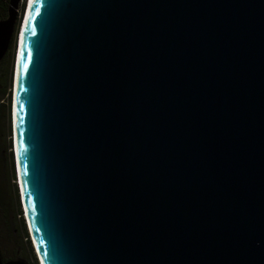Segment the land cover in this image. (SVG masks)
Returning <instances> with one entry per match:
<instances>
[{
    "label": "water",
    "instance_id": "95a60500",
    "mask_svg": "<svg viewBox=\"0 0 264 264\" xmlns=\"http://www.w3.org/2000/svg\"><path fill=\"white\" fill-rule=\"evenodd\" d=\"M25 7L0 20V61L14 41L16 182L40 263L264 264V0Z\"/></svg>",
    "mask_w": 264,
    "mask_h": 264
},
{
    "label": "trees",
    "instance_id": "16d2710c",
    "mask_svg": "<svg viewBox=\"0 0 264 264\" xmlns=\"http://www.w3.org/2000/svg\"><path fill=\"white\" fill-rule=\"evenodd\" d=\"M9 1L10 0H0V20H5L7 18ZM6 57L8 59L9 66L6 78L7 81L4 84V96H6V98L4 100L5 104L1 103V107L5 111L6 126L4 125V131L1 130L0 126V160L2 154L7 157V162L9 163L8 185L10 184L9 180L13 182V185H9V187H12V193L9 191L5 198V195L3 194V187L0 183V258L3 262L20 260L23 262L27 261L28 264H39L24 220L19 190L17 189L18 186L16 187V170L13 155L11 127L12 68L15 57L14 41L11 43ZM2 98L4 99V97ZM11 194L14 196L15 203V205H13V218H17V226L12 231H10L9 223L7 221L9 214L8 204L11 203L12 199ZM7 247L9 248V251L7 250Z\"/></svg>",
    "mask_w": 264,
    "mask_h": 264
},
{
    "label": "rangeland",
    "instance_id": "374dc122",
    "mask_svg": "<svg viewBox=\"0 0 264 264\" xmlns=\"http://www.w3.org/2000/svg\"><path fill=\"white\" fill-rule=\"evenodd\" d=\"M22 2H24V0H22ZM21 11H22V6H19L18 12L21 13ZM21 22H22V19H21ZM15 48H16V46H15ZM8 52H9V49H8ZM8 52L5 54V56L3 57V59L0 61V126H1V130L2 131H4V125L6 126L5 111L1 107V103H4L5 104V101L4 100L6 98V96H4V93H5V90H4L5 85L4 84L7 81V79H6L7 78V72L9 70L8 59L6 57L8 55ZM12 74H13V68H12ZM2 97H4V99ZM8 169H9V163L7 162V157L4 156V154H2L1 155V160H0V183L2 184L3 194L5 195V198L8 195L9 191L12 193V187H9V185L10 186L13 185L12 184L13 182H11V180H9L10 181V184L8 185V177H9V170ZM16 187H17V182H16ZM11 197H12L11 203L8 204L9 205V207H8L9 214H8V218H7V221L9 223V229H10V231H12L13 229H15V227L17 226V218L16 219L13 218V213H14V211H13V208L14 207H13V205H15L13 194H11ZM15 233H16V231H15ZM11 239H12V236H11ZM7 250L9 251V248L8 247H7ZM24 262L26 264H28L27 261H24Z\"/></svg>",
    "mask_w": 264,
    "mask_h": 264
},
{
    "label": "snow or ice",
    "instance_id": "6c2138e0",
    "mask_svg": "<svg viewBox=\"0 0 264 264\" xmlns=\"http://www.w3.org/2000/svg\"><path fill=\"white\" fill-rule=\"evenodd\" d=\"M22 43H23V41H22ZM31 55H32L31 51L29 50L27 52V59H25V52L23 50L21 51V53H20V61L18 62V66H17V74H18V76L21 74L20 73L21 66H22V69L24 71H27V69H28V61H30ZM22 111H23V105L21 104L20 105V112H22ZM21 123H22V117H21ZM20 135H21L20 150L17 153L18 162H19L20 154L23 151V139H22L23 133L21 132ZM24 169H25L24 170V175L26 176L27 175V171H26L27 164L26 163L24 164Z\"/></svg>",
    "mask_w": 264,
    "mask_h": 264
},
{
    "label": "bare ground",
    "instance_id": "6f19581e",
    "mask_svg": "<svg viewBox=\"0 0 264 264\" xmlns=\"http://www.w3.org/2000/svg\"><path fill=\"white\" fill-rule=\"evenodd\" d=\"M24 2H25V11H26V13H25V19H26V15H27V11H28V8H29V5H30V0H24ZM27 4V5H26ZM23 20V19H22ZM24 22H25V20L23 21V24H22V22H21V28H23V26H24ZM19 30H20V28H19ZM21 31H22V29H21ZM17 39H18V36H17Z\"/></svg>",
    "mask_w": 264,
    "mask_h": 264
},
{
    "label": "clouds",
    "instance_id": "9594fccd",
    "mask_svg": "<svg viewBox=\"0 0 264 264\" xmlns=\"http://www.w3.org/2000/svg\"><path fill=\"white\" fill-rule=\"evenodd\" d=\"M18 186V185H17ZM22 211H23V209H22ZM23 216H24V212H23ZM30 236V235H29ZM30 240H31V242H32V239H31V237H30ZM32 246H33V243H32ZM36 257H37V255H36ZM37 260H38V258H37ZM38 263H39V261H38Z\"/></svg>",
    "mask_w": 264,
    "mask_h": 264
}]
</instances>
